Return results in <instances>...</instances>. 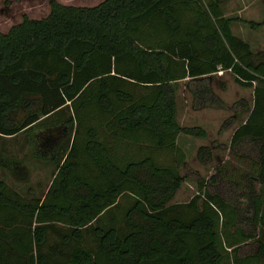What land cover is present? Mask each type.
<instances>
[{
	"label": "trees",
	"instance_id": "obj_1",
	"mask_svg": "<svg viewBox=\"0 0 264 264\" xmlns=\"http://www.w3.org/2000/svg\"><path fill=\"white\" fill-rule=\"evenodd\" d=\"M235 19L221 0H49L45 16L0 31V136L41 127L23 142L54 165L32 200L0 175V264H264V48L234 34ZM219 70L253 89L222 123L242 117L228 146L247 169L202 177L177 138L207 132L179 125L175 90L185 79L195 108L222 107ZM0 169L28 178L3 148ZM190 177L198 190L173 201Z\"/></svg>",
	"mask_w": 264,
	"mask_h": 264
},
{
	"label": "rangeland",
	"instance_id": "obj_2",
	"mask_svg": "<svg viewBox=\"0 0 264 264\" xmlns=\"http://www.w3.org/2000/svg\"><path fill=\"white\" fill-rule=\"evenodd\" d=\"M57 1L76 5H93L100 0ZM221 7L225 15L236 18L231 23V29L234 34L247 40L253 50L264 48V24L259 28H252L246 22V20L263 19L264 0H221ZM48 11L49 0H0V31H7L12 24L21 20L23 14L29 17L39 18L45 16ZM176 86V118L179 125H199L207 132L206 137H199L187 133H180L178 135L177 143L185 151L187 163L202 177H205L209 173V170L218 164H224L228 167L232 175L241 176L247 167L242 163L240 158L232 154L228 146V141L233 128L232 126L241 122L242 117H237L232 125L226 127H223L222 123L230 115L235 114L231 106L237 99L243 97L249 104L252 102V87H244L237 84L230 71L219 70L213 74L212 87L224 101V106L195 108L192 104L191 92L185 87V79H180ZM31 128V131H27V133H24L25 131L20 132L14 137L0 136V148L5 149V151L7 150L10 155L24 158V163L29 168L28 182L34 187V194L39 195L47 187L46 185L51 177L52 170H54V165L43 159L31 157L23 139H19V136L23 137L25 135L30 136V138L34 137L35 139L39 134H42L41 127L33 126ZM220 143L223 145H220ZM201 144H208L211 147L212 157L208 162H202L197 158V149ZM23 147H26L25 150ZM9 153L8 156H10ZM180 171L183 173V168ZM4 172L6 173L4 176L8 183H18L17 185L20 186L24 182L17 180L11 173ZM197 190V179L194 177L185 178L176 191L173 201H186Z\"/></svg>",
	"mask_w": 264,
	"mask_h": 264
},
{
	"label": "crops",
	"instance_id": "obj_3",
	"mask_svg": "<svg viewBox=\"0 0 264 264\" xmlns=\"http://www.w3.org/2000/svg\"><path fill=\"white\" fill-rule=\"evenodd\" d=\"M233 124V123H232ZM231 124V125H232ZM240 123H236V124H234V126H232L233 128H232V131H231V134H232V132H233V130H234V128L235 127H237L238 125H239ZM231 134H230V137H231ZM7 137H14V136H7ZM17 138H18V136H16ZM230 137H229V139H230ZM19 139H23V137L22 136H19ZM228 143H229V141H228ZM29 145H26V147H28ZM26 147H23V149L25 150V148ZM22 148V147H21ZM20 149V148H19ZM8 151L6 150V153H7ZM18 152H19V150H18ZM17 152V153H18ZM9 153V152H8ZM12 153H14V151H12ZM10 154V153H9ZM0 174L1 175H6V173L3 171V170H1L0 169ZM27 174H29V168H28V166H27ZM50 177V176H49ZM5 179H6V177H5ZM7 180V179H6ZM18 180V179H17ZM50 180H51V177L49 178V181H48V184L46 185L47 187H45V189L42 191V192H40V194L39 195H36V194H34V187L32 186V185H30L29 184V180L28 179H26L24 182H22V184H20V186L19 185H17V184H12V183H9L10 184V186L13 188V189H15V190H17L19 193H20V195L24 198V199H27V200H32V199H35L36 197L38 198V197H42L43 195V193L46 191V189L48 188V186H49V184H50ZM20 181V180H19ZM28 182V183H27ZM58 238H60L59 236H57V235H55V234H53V235H50V239H51V241H53L54 239H58Z\"/></svg>",
	"mask_w": 264,
	"mask_h": 264
}]
</instances>
